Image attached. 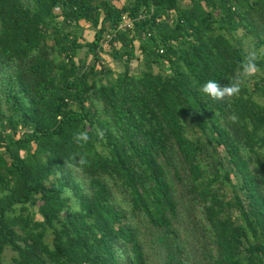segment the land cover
<instances>
[{"label":"trees","instance_id":"16d2710c","mask_svg":"<svg viewBox=\"0 0 264 264\" xmlns=\"http://www.w3.org/2000/svg\"><path fill=\"white\" fill-rule=\"evenodd\" d=\"M247 41L264 0H0V264H264V75L199 91Z\"/></svg>","mask_w":264,"mask_h":264},{"label":"clouds","instance_id":"9594fccd","mask_svg":"<svg viewBox=\"0 0 264 264\" xmlns=\"http://www.w3.org/2000/svg\"><path fill=\"white\" fill-rule=\"evenodd\" d=\"M258 54L254 49H248L245 51L243 55V59L238 65L236 74L233 78L228 80L227 84H221L216 80H208L204 84H202L199 88V91L203 93L205 96L209 97L212 101H226L230 100L234 97H237L242 87L245 85L246 81H248L251 77L256 75L258 72L257 66ZM235 121L236 117L233 115L231 117ZM99 139H104V131L98 130L96 133ZM73 142L77 145L87 144L90 140V136L87 130H81L73 133ZM76 160L75 166H85L87 164V160L84 155H79L78 157H74Z\"/></svg>","mask_w":264,"mask_h":264},{"label":"rangeland","instance_id":"374dc122","mask_svg":"<svg viewBox=\"0 0 264 264\" xmlns=\"http://www.w3.org/2000/svg\"><path fill=\"white\" fill-rule=\"evenodd\" d=\"M121 2H125V0H120ZM185 3H189L190 0H184ZM59 10V9H58ZM61 18V17H59ZM85 25V29L83 30L84 31V35L86 36V38H90L92 36V33H93V30L84 23ZM241 31H239L240 33ZM247 44L250 45L248 47H250L251 49H254L257 51V54H258V58L261 56V52L264 54V46H256L254 44H252L250 42L247 41ZM104 50L102 51V54L105 58V64L106 66H110L114 69V71H123L125 69V64H124V61L122 60H119V59H115L111 53L109 52V47L108 45H104ZM86 47L80 49V52H79V55L77 56V60L78 62L80 63L81 67L80 68H84L86 66H90L93 62V58H92V55H89V56H86ZM143 55L139 56L138 58H134L132 59L130 62H129V66H130V69L131 71H138L140 67L143 66ZM259 72H261L263 75H264V70L263 69H258ZM110 75H107L106 78H105V81H108L110 78ZM259 96V99L261 101L264 102V95H258ZM37 145H35L36 147ZM31 213H35L36 216L39 214L37 213V207L35 206H31ZM12 254H13V251L11 249H6V252H5V255H4V260H3V264H9L10 261H11V257H12Z\"/></svg>","mask_w":264,"mask_h":264},{"label":"built area","instance_id":"2783aa9c","mask_svg":"<svg viewBox=\"0 0 264 264\" xmlns=\"http://www.w3.org/2000/svg\"><path fill=\"white\" fill-rule=\"evenodd\" d=\"M132 25H133V19L129 17V15L124 14L123 20L121 21L120 26L125 27V26H132Z\"/></svg>","mask_w":264,"mask_h":264}]
</instances>
